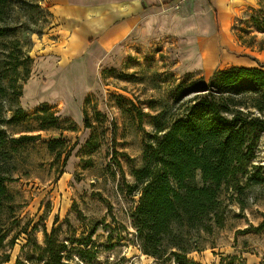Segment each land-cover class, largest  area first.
<instances>
[{"label":"rangeland","instance_id":"rangeland-1","mask_svg":"<svg viewBox=\"0 0 264 264\" xmlns=\"http://www.w3.org/2000/svg\"><path fill=\"white\" fill-rule=\"evenodd\" d=\"M29 1L6 0L12 29L0 37V128L7 136L0 175L8 178L12 196L0 212L8 233L4 244L30 223L29 231L38 225L33 236L40 244L44 228L50 233L58 227L66 252L90 264H179L141 250L132 217L140 193L132 190V172L155 141L154 116L183 115L199 94L197 86L213 85L219 68L264 64V29L257 28V22L264 25V0H213L220 10L214 22L219 38L209 53L198 45L199 0L179 7L176 0H158L159 28L131 37L114 52L93 36L88 52L94 54L73 51L80 43L79 19L62 11L60 0ZM39 2L53 16L40 13ZM21 26L37 32L21 33ZM43 105L50 107L43 116L58 120L41 124L34 115ZM53 140L63 143L53 150ZM246 170L221 186L224 222L200 234V250L190 252L189 260L221 264L237 255L246 264H264V182L236 189L248 174L264 175V132ZM27 240L21 233L5 264L15 263Z\"/></svg>","mask_w":264,"mask_h":264},{"label":"trees","instance_id":"trees-1","mask_svg":"<svg viewBox=\"0 0 264 264\" xmlns=\"http://www.w3.org/2000/svg\"><path fill=\"white\" fill-rule=\"evenodd\" d=\"M17 2L18 5L32 3ZM5 3L6 0H0V37L9 35L12 29L8 21L13 14L5 11ZM36 7L40 13L46 11L53 16L40 2ZM257 28L263 30L264 25L257 22ZM19 29L21 33L37 32L30 27ZM15 43L20 44L19 40ZM263 67L264 64L260 67L232 65L219 69L211 77L213 85L197 86L195 91L199 94L190 100L183 115L166 120L163 112L154 116L155 141L145 149L143 165L132 172L136 181L131 186L140 193L132 217L138 244L145 254L159 259L173 257L179 264H200L189 260L188 254L200 250L197 241L200 234L212 233L215 227L222 226L220 188L230 179L247 174L259 136L264 132ZM49 110L48 105H43L34 117L41 124L50 117L58 120V116L51 114L43 116ZM19 111L23 110L19 108ZM6 142V131L0 128V149ZM51 143L54 150L55 144L63 142ZM61 156L59 153L58 157ZM7 179L0 175V212L5 201L12 198ZM262 182L264 175L253 172L247 175L245 185L236 189ZM1 225L4 224L0 222V264L10 261L9 250L21 233L27 234L28 240L14 264H90L85 256L76 260L71 250L66 252L67 245L59 238L58 227L50 233L44 228L45 239L40 244L33 236L38 225L34 224L29 231L28 223L4 244L8 233ZM82 243L89 245L85 239ZM234 261L246 264L237 255L223 257L221 264Z\"/></svg>","mask_w":264,"mask_h":264},{"label":"crops","instance_id":"crops-1","mask_svg":"<svg viewBox=\"0 0 264 264\" xmlns=\"http://www.w3.org/2000/svg\"><path fill=\"white\" fill-rule=\"evenodd\" d=\"M157 1L60 0L59 4L62 11L79 19L75 21V24L78 25L79 22L78 38L80 43L75 46L73 51H77L76 53L78 54H94L93 52H88V48L91 46L90 39L93 36L97 37L98 46L105 48L107 52H114L124 41L131 37H144L147 30L149 31L151 28L156 30L158 26L160 27L162 8L157 4ZM198 7L199 11L195 10L199 14L197 29L201 34L198 45L201 51L206 50L209 53L214 40L219 38L214 33V22L217 23L220 10L218 11L213 0H199ZM224 27L226 29V26L223 25V29ZM221 33L224 32L222 31ZM232 65L248 66L243 63Z\"/></svg>","mask_w":264,"mask_h":264},{"label":"built area","instance_id":"built-area-1","mask_svg":"<svg viewBox=\"0 0 264 264\" xmlns=\"http://www.w3.org/2000/svg\"><path fill=\"white\" fill-rule=\"evenodd\" d=\"M185 0H176V7H179Z\"/></svg>","mask_w":264,"mask_h":264}]
</instances>
